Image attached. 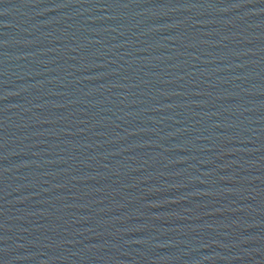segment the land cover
I'll return each mask as SVG.
<instances>
[{
	"label": "water",
	"instance_id": "1",
	"mask_svg": "<svg viewBox=\"0 0 264 264\" xmlns=\"http://www.w3.org/2000/svg\"><path fill=\"white\" fill-rule=\"evenodd\" d=\"M0 264H264V0H0Z\"/></svg>",
	"mask_w": 264,
	"mask_h": 264
}]
</instances>
